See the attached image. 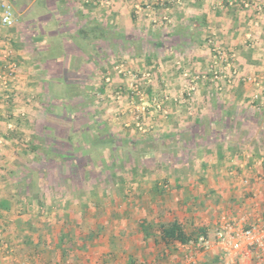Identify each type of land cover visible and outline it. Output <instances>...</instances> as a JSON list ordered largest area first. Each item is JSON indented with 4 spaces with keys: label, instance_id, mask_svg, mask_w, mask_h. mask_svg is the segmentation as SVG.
Here are the masks:
<instances>
[{
    "label": "rangeland",
    "instance_id": "374dc122",
    "mask_svg": "<svg viewBox=\"0 0 264 264\" xmlns=\"http://www.w3.org/2000/svg\"><path fill=\"white\" fill-rule=\"evenodd\" d=\"M204 1L100 0V4L108 25L116 24L118 19L113 13L118 14L119 6L124 5L125 16L137 27L136 31L157 32L159 41L177 38L174 32L179 20L188 14L185 9L201 6ZM221 5L225 7L224 2ZM208 33L207 39L228 50ZM247 42L246 37V46ZM254 42L248 49L257 47L258 36ZM206 44L210 60L201 68L203 72L192 69L177 53L174 64L168 67L171 70L167 80L156 68H148L146 59L139 62L128 55L108 62L104 83L92 89L89 99L79 93L39 94L30 74V78L20 79V99L11 91L7 98L0 89V149L4 152L0 153V198H11L13 202L9 213L0 209V264H226L216 237L222 216L246 217L245 226H264V173H252L256 161L246 166L251 150L260 155L264 151V106L258 108L250 101L253 88L249 84L246 105L237 108L224 103L238 82L224 91L217 90L207 77L212 43ZM122 62L139 77L152 72L151 82H137L141 95L129 89L131 75L114 73L115 65ZM1 69L0 72L4 68ZM183 70L194 77L205 76L198 79L193 97L169 102L166 112L153 107L142 110L145 101L161 99L165 92L179 94L190 81L183 76ZM244 74L264 78V72ZM201 86L207 87L204 92L210 90L209 96L198 95ZM212 87L218 94H212ZM174 88L178 90L172 91ZM59 97L70 98L67 102L74 104L73 115ZM212 101L221 108L212 109ZM225 106L234 109L229 119L233 124L227 133L234 137L233 143L224 141V126L215 129L206 123L216 115L218 120H228ZM196 118H201L202 125L194 124ZM42 125L51 130L72 126L79 129L87 143L82 154L86 159L81 156L75 164L45 157L52 138ZM258 134L262 136L261 143L253 141ZM32 140H43L48 147L27 153L25 145ZM218 147H227L232 158L218 157ZM78 167L83 168L82 174ZM250 204L262 210H247ZM174 219L184 224L189 233L197 227H207L213 246L206 250L198 243L181 246L165 242L160 224ZM63 232L69 240L60 246ZM70 244L72 249L66 253ZM250 252L259 264H264L261 252Z\"/></svg>",
    "mask_w": 264,
    "mask_h": 264
},
{
    "label": "crops",
    "instance_id": "0c3cea01",
    "mask_svg": "<svg viewBox=\"0 0 264 264\" xmlns=\"http://www.w3.org/2000/svg\"><path fill=\"white\" fill-rule=\"evenodd\" d=\"M242 1L235 0V3L231 4L228 0H205L201 6L187 8L185 9L187 16L182 17L176 26L174 33H177V38L167 39L164 36V40L157 41L155 37L157 32L146 29L139 34L136 31L137 27L131 20L129 21V17L125 16L127 13L124 12L127 9L124 5L119 6L118 14L113 13L118 20L111 26L106 23L105 9L102 2L100 4V0H12L17 22L12 28L0 24V67L3 69L9 63L17 65L16 77L11 82V95H15L17 99H20V79L30 78L29 74L33 75L32 86L39 94L79 93L87 98L92 89L97 90V86L104 83L106 63L125 59L128 55L129 58L134 57L139 62L146 59L148 68H156L165 80L171 70L168 67L174 64V56L177 53L182 55L180 57L182 61H187L192 69L203 72L201 68L210 60L205 35L209 32L219 43L234 52V63L243 73H263L264 15L258 12L257 7L262 5L264 0H249V7H245ZM222 2L225 3L224 8ZM182 14L184 15L183 12ZM257 20L260 25L254 27V22ZM250 30L255 31L258 36L256 50L248 49L249 47L245 45ZM159 48L161 53L159 51L157 53ZM20 73H23L21 77ZM23 83L22 80L21 84ZM205 83L209 84V82ZM238 84L224 99V103L227 102L237 108L241 104L246 105L245 101L248 100L249 95L246 89L248 86L242 82ZM205 88L207 87L201 86L198 95L209 96L210 90L204 92ZM212 88V94L215 92L218 94L214 87ZM177 90L174 88L172 91ZM198 95L196 97L200 99ZM210 105L214 110L221 108L215 101ZM223 109L228 120H218L216 115L206 123L213 125L215 129L224 126L223 131L226 132L224 141L233 143L234 137H229L227 133L228 127L233 124L229 119L234 109L228 110L226 106ZM201 123V118H196L194 121L196 125H202ZM217 136H215L216 140L221 142V138ZM254 140L261 143L262 136L258 134ZM227 150V147L226 150L218 147L216 153L218 157L230 159L232 156L227 154L229 153ZM251 152L249 164L247 163L246 166L256 161L252 173L263 174L264 151H260L262 155L253 150ZM0 153L4 154L2 149ZM206 157L204 159H207ZM241 167H244L243 164ZM250 202L252 200H249ZM256 205L259 206L260 203ZM250 208L254 211L263 208L264 212V205L259 208L250 204L247 210ZM251 252L244 251L238 258L239 263L259 264L256 256ZM215 258L217 259V256Z\"/></svg>",
    "mask_w": 264,
    "mask_h": 264
},
{
    "label": "built area",
    "instance_id": "2783aa9c",
    "mask_svg": "<svg viewBox=\"0 0 264 264\" xmlns=\"http://www.w3.org/2000/svg\"><path fill=\"white\" fill-rule=\"evenodd\" d=\"M228 1L231 4L235 3V0ZM102 2L104 3V0H102ZM242 4L245 7H249L250 1L243 0ZM257 9L261 15H264V3L257 7ZM8 20H11V23H9ZM16 22L17 18L12 0H0V24L4 27L12 28L15 26ZM259 25L260 22H258V20L254 22V27H259ZM247 38L248 46H253L257 38L256 32H249ZM208 42L212 43V60L209 65L210 70L207 77L215 84L217 90L224 91L226 87H232L236 82L249 84L253 88L250 101L258 108L264 106V78L257 74L242 73L234 63V54L228 52V50L220 44L213 43L211 39H208ZM16 68L17 65L15 63H9L0 72V89L6 92L7 98H10L7 92L11 91V82L16 77ZM182 72L183 76L190 79V81L183 85L179 94L172 95L165 92L161 99L152 98L151 102L150 100L145 101L142 110L153 107L166 112L165 107L169 102H178L181 98L193 97L195 91L198 89V79L200 77L204 78L205 76L194 77L191 76L187 70H183ZM114 73L117 75H131L133 80L129 83V89L137 95L142 94L139 88L140 84L137 83L138 81L143 80L145 83L152 81L151 71L144 72L139 77L138 74H133L123 62L115 65ZM107 80L110 81V77H108ZM137 119H139V117ZM137 125H140L139 121H137ZM246 221V217L236 219L232 218L230 215H224L220 220V226L217 228L216 237L218 245L226 256V264H237L238 258L243 255L244 251L252 249H257L261 252V260H264V226L260 224L245 226ZM198 244L206 250L213 246V242L203 236L199 238Z\"/></svg>",
    "mask_w": 264,
    "mask_h": 264
},
{
    "label": "trees",
    "instance_id": "16d2710c",
    "mask_svg": "<svg viewBox=\"0 0 264 264\" xmlns=\"http://www.w3.org/2000/svg\"><path fill=\"white\" fill-rule=\"evenodd\" d=\"M208 41V39H206ZM91 94H88L86 99H89ZM72 96V95H71ZM70 97V96H69ZM71 98V97H70ZM70 98H60L62 102L65 104V108L68 109L69 115H73V108H75L71 102L68 103L67 100ZM87 100H85V103ZM77 108V106H76ZM83 110V109H81ZM75 125V124H74ZM35 128L37 126L35 125ZM43 131H49L51 133V138L52 140L49 142L50 144V149H46L44 152L45 157L53 156L54 158H57L62 160V162H75L77 164V161L82 157L86 159V155L84 154V149L87 148V143L85 140L82 139V132L80 133V130L77 128H74V126L69 127V128H63L60 127V129H50L49 126H43L41 127ZM41 130V129H40ZM64 130V132H63ZM67 133V135H66ZM75 135V136H74ZM61 137H67L66 140H62ZM107 137L111 139L112 137L110 134H107ZM43 141V140H42ZM41 140H32L30 143L28 142L25 146L26 149L24 150L27 153H32V152H39L40 148L43 147H48L46 146L45 142H42ZM56 146V147H54ZM55 148V150L53 149ZM82 156V157H81ZM44 157V158H45ZM80 157V158H79ZM82 167H78V173L82 174ZM12 200L11 198H0V209L7 211L8 213L12 210ZM142 229L147 230L145 225L141 226ZM160 229H161V237L162 239L167 242V243H178L181 246H187L193 243H198L200 237L208 238V228L207 227H197L190 233L186 230L184 224H182L179 220L174 219L170 222L167 223H161L160 224ZM68 234L64 233L61 234L60 236V241L59 245L63 246L67 240H69V237H67ZM72 249V245H69L68 249H65L64 251L67 253V250Z\"/></svg>",
    "mask_w": 264,
    "mask_h": 264
},
{
    "label": "clouds",
    "instance_id": "9594fccd",
    "mask_svg": "<svg viewBox=\"0 0 264 264\" xmlns=\"http://www.w3.org/2000/svg\"><path fill=\"white\" fill-rule=\"evenodd\" d=\"M9 23H11V20H8Z\"/></svg>",
    "mask_w": 264,
    "mask_h": 264
}]
</instances>
